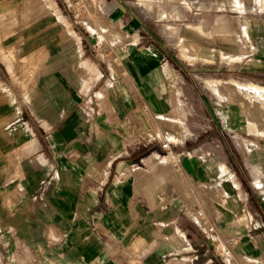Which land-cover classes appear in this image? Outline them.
Here are the masks:
<instances>
[{"label": "crops", "instance_id": "1", "mask_svg": "<svg viewBox=\"0 0 264 264\" xmlns=\"http://www.w3.org/2000/svg\"><path fill=\"white\" fill-rule=\"evenodd\" d=\"M2 24L0 264H229L221 241L239 263L264 264V157H241L264 140L250 133L243 145L235 119L213 127L201 156L164 148L148 132L171 110L163 46L122 33L121 45L95 47L47 14L15 35ZM197 206L219 239L195 221Z\"/></svg>", "mask_w": 264, "mask_h": 264}, {"label": "rangeland", "instance_id": "2", "mask_svg": "<svg viewBox=\"0 0 264 264\" xmlns=\"http://www.w3.org/2000/svg\"><path fill=\"white\" fill-rule=\"evenodd\" d=\"M1 4V16L13 20L7 23L0 17L6 26L3 37L23 32V23L29 26L47 14L56 16L67 33L85 30L95 47L118 46L132 35L137 36L132 38L137 39L136 43L163 46L171 110L156 116V121L151 119L148 132L176 143L178 148L188 144L199 148L197 155L201 156L203 142L218 136L213 127H231L235 119L248 133L239 135L243 145L249 147L250 133L264 140V91L243 93L231 86L232 78L243 82L257 79L264 85V0H2ZM37 9L44 13L39 14ZM122 33H128V39H123ZM76 44L81 45V38H76ZM222 50L228 53L224 55ZM12 55L16 61H26ZM234 55L238 57L233 59ZM91 56L100 62L105 55ZM91 68L94 70V66ZM234 113L240 117H224ZM221 137L233 145L228 133ZM256 152L259 158L264 157L260 146L252 151L243 149L241 157L248 158Z\"/></svg>", "mask_w": 264, "mask_h": 264}, {"label": "built area", "instance_id": "3", "mask_svg": "<svg viewBox=\"0 0 264 264\" xmlns=\"http://www.w3.org/2000/svg\"><path fill=\"white\" fill-rule=\"evenodd\" d=\"M170 141H165L163 142V147L170 149ZM194 219L198 224H205V231L208 235L212 237V239H219L220 238V232L218 230V226L216 223H209L207 221L206 215L202 208L199 206L196 207V210L194 211ZM215 249L218 251V253L225 257V258H230L232 261L229 264H241L238 261H236L233 258V252L229 246H227L225 243L221 241L220 244H216ZM253 264L258 263L257 261L253 260L251 261Z\"/></svg>", "mask_w": 264, "mask_h": 264}, {"label": "bare ground", "instance_id": "4", "mask_svg": "<svg viewBox=\"0 0 264 264\" xmlns=\"http://www.w3.org/2000/svg\"><path fill=\"white\" fill-rule=\"evenodd\" d=\"M23 2V1H22ZM37 2H39V1H37ZM43 3V2H42ZM24 4V3H23ZM22 4V5H23ZM35 4V3H34ZM36 4H38V3H36ZM27 5V4H26ZM43 5H44V3H43ZM18 6V5H17ZM21 6V5H20ZM30 6V5H29ZM13 7V6H12ZM50 7V6H49ZM49 7H48V9H49ZM52 7V6H51ZM22 8V7H21ZM24 8V7H23ZM45 8V7H44ZM12 9V8H11ZM16 9H18V8H16ZM46 9V8H45ZM13 10V9H12ZM12 10H11V12H12ZM14 10H15V8H14ZM21 11L20 12H22V9H20ZM25 10V9H24ZM30 10V9H29ZM5 11V10H4ZM7 11H9V10H7ZM19 11V10H18ZM36 11V10H35ZM43 11V10H42ZM52 11H54L55 12V10H52ZM26 12V11H25ZM46 12H48V11H46ZM5 13V12H4ZM7 13V12H6ZM5 13V14H6ZM16 13V12H15ZM15 13H11V14H15ZM56 13V12H55ZM61 14V13H60ZM7 15H8V13H7ZM16 15V14H15ZM19 15V14H18ZM36 15V14H35ZM25 16H27V15H25ZM32 16V15H31ZM33 16H34V13H33ZM32 16V17H33ZM40 16V15H39ZM0 17H2V19H4L3 17L4 16H1L0 15ZM8 17V16H7ZM5 18V19H7L6 21H7V23H8V21H10V20H8V18ZM16 17H18V16H16ZM31 17V18H32ZM35 18H37L36 16H35ZM34 18V19H35ZM46 18V17H45ZM48 18V17H47ZM2 19L0 18V20L2 21ZM5 19L3 20V22L5 21ZM9 19H11V17L9 18ZM16 19V18H15ZM63 19V18H62ZM59 20V19H58ZM13 20H11L9 23H11ZM17 21L19 22V20L17 19ZM17 21H16V23H17ZM62 21H64V19L62 20ZM28 23H30V22H28ZM15 24V23H14ZM26 24V23H25ZM13 25V24H12ZM66 25V24H65ZM11 26V25H10ZM16 26V25H15ZM23 26L25 27V25H24V23H23ZM37 26V25H36ZM200 26V30L201 31H203L202 30V26L201 25H199ZM2 27H3V24H2ZM1 27V28H2ZM6 27V26H5ZM4 27V28H5ZM9 27V26H8ZM19 27H20V25H19ZM10 28V27H9ZM9 28H8V30H9ZM21 28V27H20ZM23 28V27H22ZM21 28V29H22ZM16 29V28H15ZM19 29V28H18ZM3 30H5V29H3ZM7 30V29H6ZM67 30V29H66ZM30 31V30H29ZM35 31V30H34ZM53 31H55V30H53ZM9 32H10V30H9ZM51 32V31H50ZM49 32V33H50ZM11 33V32H10ZM67 33V32H66ZM4 34V33H3ZM6 34V33H5ZM44 35V34H43ZM63 36V35H62ZM63 37H65V35L63 36ZM211 40V39H210ZM1 46H2V44H1ZM0 46V47H1ZM12 47V46H11ZM10 47V48H11ZM20 47H18V49H19ZM18 49H15V50H18ZM223 51V50H222ZM3 52V51H2ZM7 52V51H6ZM13 52L14 53H16V51H14V49H13ZM224 52V55H226V53H228L227 51L225 52V51H223ZM10 52H8L7 54H9ZM18 54V53H17ZM42 54V53H41ZM6 55V54H5ZM5 55H3V57H5ZM10 55V54H9ZM13 56V55H12ZM18 56V55H17ZM10 57V56H9ZM15 57V56H14ZM232 57V56H231ZM236 57H238V55H234L232 58L233 59H236ZM42 58V57H41ZM203 58V57H202ZM16 59V58H15ZM15 59H13L12 58V60H13V62H14V60ZM211 60V59H210ZM44 61V60H43ZM12 62V63H13ZM29 62V61H28ZM42 62V61H41ZM11 63V64H12ZM85 63V62H84ZM11 64H10V66H11ZM15 64V63H14ZM36 64V63H35ZM25 65V64H24ZM13 66V65H12ZM12 66H11V68H12ZM39 66V65H38ZM30 67H32V66H30ZM14 68V67H13ZM38 68H40V67H38ZM76 68V67H75ZM15 70V69H14ZM14 70H12V71H14ZM21 70V69H20ZM77 70V69H76ZM22 71V70H21ZM38 71V70H37ZM15 73V72H14ZM22 73V72H21ZM37 74V73H36ZM21 76V75H20ZM37 77V76H36ZM19 78V77H18ZM23 78V77H22ZM231 83H232V85L231 86H233L235 89L237 88V89H240V90H242V91H246V90H249V93H251L252 91H255V90H260V91H264V85H261V84H258V83H256V82H253V81H245V82H243V81H241V80H239V79H236V78H232V81H231ZM32 86V85H31ZM229 86V85H228ZM230 86V87H231ZM232 87V88H233ZM219 88H220V86H219ZM234 89V90H235ZM222 90V89H221ZM225 90V89H224ZM234 90H232V91H234ZM236 91V90H235ZM245 91L243 92V93H245ZM251 91V92H250ZM238 92V91H237ZM247 92V91H246ZM236 93V92H235ZM234 93V94H235ZM237 94V96L238 95H240V94H238V93H236ZM230 96H231V94H229ZM245 95V94H244ZM235 96V95H234ZM225 97V96H224ZM232 97V96H231ZM227 98V97H226ZM233 98V97H232ZM235 98H236V96H235ZM238 98H239V96H238ZM244 98V97H243ZM251 106H253V105H251ZM249 112V111H248ZM261 112V111H260ZM250 113V112H249ZM251 114H253L252 112H251ZM254 116V115H253ZM252 116V117H253ZM255 118V117H254ZM261 118V117H260ZM258 178V177H257Z\"/></svg>", "mask_w": 264, "mask_h": 264}]
</instances>
